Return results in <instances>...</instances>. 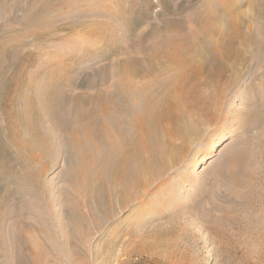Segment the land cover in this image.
Returning a JSON list of instances; mask_svg holds the SVG:
<instances>
[{"label": "rangeland", "instance_id": "obj_1", "mask_svg": "<svg viewBox=\"0 0 264 264\" xmlns=\"http://www.w3.org/2000/svg\"><path fill=\"white\" fill-rule=\"evenodd\" d=\"M57 1L0 0V51L7 50L0 53V61L9 63L21 49L39 53L20 70L14 86L1 84L12 97L7 103L0 100V264H264V86L256 65L241 66L218 120L189 135L185 153L175 162L168 160V168L156 164L152 184L123 194L124 203L115 200L105 208L103 195H98L78 204L65 132H55L41 164L18 143L25 141L19 100L30 91L23 78L35 79L40 97L54 93L45 110L54 107L56 113L50 111V120L41 122L50 130L54 121L62 123L60 117H71L72 108L71 100L59 102L55 92L61 86L48 88L56 63L82 57L69 72L77 80L70 93H93L99 78L111 84V65L124 55L118 48L127 46L131 52L134 45L171 34L167 21H186L193 32L192 13L216 11L218 0H78L75 6L54 10L52 21L37 26L26 22L30 12L39 6L52 10ZM78 20L87 21L90 30L61 28L54 39L32 37L34 30H56L61 23ZM193 37L198 38L195 33ZM111 38L119 44L112 57H93ZM6 69L8 76L18 73ZM5 107L15 119L10 125L18 142L9 139L8 122L1 119ZM32 122L40 124L35 114ZM239 154L235 173L228 162Z\"/></svg>", "mask_w": 264, "mask_h": 264}, {"label": "bare ground", "instance_id": "obj_2", "mask_svg": "<svg viewBox=\"0 0 264 264\" xmlns=\"http://www.w3.org/2000/svg\"><path fill=\"white\" fill-rule=\"evenodd\" d=\"M77 1L58 0V5L50 8L52 10L39 6L27 15L26 22L37 26L45 20L52 21L54 10L67 5L75 6ZM217 3L216 11L192 13L193 32L187 29L185 20L184 24L167 21L165 26L171 28V34L158 36L144 45L136 43L131 52L127 46L118 50V42H113V37L112 41L109 39L108 44L103 45L93 57H108L114 48L124 55L112 65L110 63L111 76L108 75L112 78L111 84L99 78L93 93H70L77 86V80L69 72L83 60L82 57L71 56V59L56 63V70L52 69L53 82L47 83L48 88L61 86L55 94L59 102L63 103L65 98L71 100L72 108L71 117L60 119L59 115L62 123L57 125L54 121L52 126L49 124L50 130L44 129L41 122L50 120L47 115L52 107L48 108L49 112L45 109L54 93L49 91L40 97L37 85L34 87L32 84L35 79L32 81L26 76L23 85L30 91L24 96L21 92L17 111L25 141L20 137L22 141L18 142L10 125L15 119L11 110L6 111L5 107L1 119L8 122L9 139L21 143L27 155L41 164L52 148L57 136L55 132H65L63 141L71 152L73 162V167L69 169L73 177L72 191L79 205L87 204L94 196L103 195L106 208L112 206L115 200L124 203L122 195L132 193L131 190L146 189L158 174L156 164L163 170L168 168V160L175 162L185 153L189 135H198L203 125L218 120L226 96L237 82V72L243 71L241 66L256 65L254 70L260 73L264 86V0H218ZM99 26L102 27L101 24L95 27ZM79 27L87 30L91 25L85 20L68 21L61 23L56 30H34L32 37L50 40L59 36L61 28L74 31ZM193 33L198 36L197 39ZM5 51L3 47L0 53ZM19 51L9 63L8 60L0 61L2 102L12 97V92L7 94L3 89L6 94H1L2 81L4 88L12 85L17 81L20 70L39 56L38 52ZM87 56L90 58V55ZM6 66L13 71L18 70V73L8 76L5 74ZM55 113L51 117L57 118ZM33 114L40 120L38 126L32 122ZM2 147L0 139V170L4 164ZM241 157L242 154L236 155L228 162L235 173H239Z\"/></svg>", "mask_w": 264, "mask_h": 264}]
</instances>
